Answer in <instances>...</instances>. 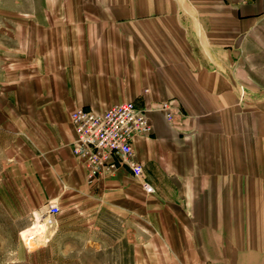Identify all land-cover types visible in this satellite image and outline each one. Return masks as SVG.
<instances>
[{
	"label": "crops",
	"instance_id": "obj_1",
	"mask_svg": "<svg viewBox=\"0 0 264 264\" xmlns=\"http://www.w3.org/2000/svg\"><path fill=\"white\" fill-rule=\"evenodd\" d=\"M128 100L144 174L90 183L71 114ZM259 208L264 0H0V264H264Z\"/></svg>",
	"mask_w": 264,
	"mask_h": 264
},
{
	"label": "built area",
	"instance_id": "obj_2",
	"mask_svg": "<svg viewBox=\"0 0 264 264\" xmlns=\"http://www.w3.org/2000/svg\"><path fill=\"white\" fill-rule=\"evenodd\" d=\"M161 108L170 120L176 117L177 112L170 102H163ZM71 122L76 132L73 154L84 161L90 183H94L107 170H115L121 165L129 167L135 176H143V164L135 158L134 140L139 136L151 135L153 125L146 111L135 101H124L103 112L77 108L71 114ZM145 188L147 192H154L147 183ZM59 212L57 200H51L45 224L53 225L52 216ZM33 232L25 234L29 243L36 238ZM39 233L45 234L46 228Z\"/></svg>",
	"mask_w": 264,
	"mask_h": 264
},
{
	"label": "rangeland",
	"instance_id": "obj_3",
	"mask_svg": "<svg viewBox=\"0 0 264 264\" xmlns=\"http://www.w3.org/2000/svg\"><path fill=\"white\" fill-rule=\"evenodd\" d=\"M48 208V207H47ZM47 208H45L44 210H46L47 211ZM261 209H264V208H259V210H261ZM262 211V210H261ZM40 213V212H39ZM260 213V212H259ZM37 224V226H36V228L33 230L34 232V235H36L35 237V239H34V241L31 243V246L33 247V248H37V247H39V246H41V245H43V243L45 244L47 241L46 240H48V238L49 239H51V236H49V234H48V231L45 233V234H43V233H39L40 232V230L42 229V230H44L45 229V227L44 226H41V225H39L38 223H35V225ZM49 236V237H48ZM45 239V240H44ZM34 264H42L40 261H35V263Z\"/></svg>",
	"mask_w": 264,
	"mask_h": 264
}]
</instances>
